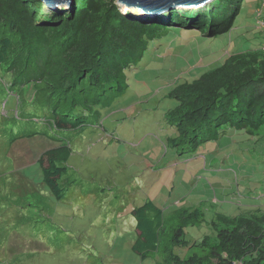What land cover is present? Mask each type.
<instances>
[{
	"label": "trees",
	"instance_id": "trees-1",
	"mask_svg": "<svg viewBox=\"0 0 264 264\" xmlns=\"http://www.w3.org/2000/svg\"><path fill=\"white\" fill-rule=\"evenodd\" d=\"M245 2L212 0L191 10L135 16L122 13L116 0H73L69 8L55 11L41 0H0V78L5 86L11 81L33 89L29 97L19 94L15 108L6 110L11 114L0 113V146L43 134L55 141L37 153L38 183L26 177L18 185L0 174V191L11 195L6 199L12 228L32 220L17 212L18 203L46 210V193L57 200L65 196L68 187L61 177L77 135L66 132L89 126L105 130L102 109L126 90V71L138 64L150 42L167 35L189 37L195 31L213 41L219 35L244 39L221 62L198 75L195 69L194 77L176 81L163 94L162 99L175 100L163 112L170 129L164 146L179 159L193 158L203 153L204 143L228 129L256 135L258 145L264 137V35L247 36L241 18ZM260 8L258 3L255 21L264 24ZM258 26L256 31L264 32V25ZM23 102L28 111L19 110ZM6 159V150L1 151L7 169ZM199 204L166 206L147 197L130 211L136 227L131 249L153 264H264V192L248 193L235 205L225 203L227 209H238L233 214L214 209L208 218ZM1 237L4 242L6 233ZM11 255L0 250V264ZM14 262L13 257L9 264Z\"/></svg>",
	"mask_w": 264,
	"mask_h": 264
},
{
	"label": "rangeland",
	"instance_id": "rangeland-1",
	"mask_svg": "<svg viewBox=\"0 0 264 264\" xmlns=\"http://www.w3.org/2000/svg\"><path fill=\"white\" fill-rule=\"evenodd\" d=\"M263 1L247 0L243 5L242 26L249 38L252 33L256 38L264 35L256 31L259 24H264L255 21L258 3V14L264 15ZM56 9H64V5L51 10ZM191 34L167 35L149 43L138 64L126 71L128 86L124 93L102 109L105 130L89 126L82 132H66L77 135L66 161L67 171L61 177L68 187L64 197L57 200L46 193V210H38L28 201L25 205L18 203L17 212L29 214L32 220L12 228L14 217L6 199L11 195L0 191V242L2 232L6 233L0 250L12 253L2 264H9L13 257L14 264H153L130 247L136 237L130 211L147 197L166 206L177 205L179 200L186 205L200 202L209 218L214 209L236 213L235 206L227 209L225 203L233 201L235 205L248 193L264 192V137L256 145V135L228 129L219 139L203 147L201 144L203 153L187 159L184 155L179 159L172 148L164 146V136L170 129L165 126L163 112L175 100L162 99L163 94L176 81L194 77L195 69L198 75L221 62L244 39L243 35H219L213 41L195 31ZM11 83L5 86L0 78V113L11 114L6 110L15 108L19 94H32L30 84L23 89ZM19 110L28 111L25 102ZM54 142L43 134L20 137L8 147L0 146V152L6 150L10 165L4 170L2 160L0 174L18 185L26 177L38 183L41 174L37 153ZM174 250L184 253L179 247Z\"/></svg>",
	"mask_w": 264,
	"mask_h": 264
},
{
	"label": "water",
	"instance_id": "water-1",
	"mask_svg": "<svg viewBox=\"0 0 264 264\" xmlns=\"http://www.w3.org/2000/svg\"><path fill=\"white\" fill-rule=\"evenodd\" d=\"M53 9L61 5H69L73 0H41ZM122 13L129 12L135 16H153L164 13L172 8H183L189 10L197 6H203L212 0H116ZM130 6L136 8L134 12ZM129 8V9H128Z\"/></svg>",
	"mask_w": 264,
	"mask_h": 264
},
{
	"label": "bare ground",
	"instance_id": "bare-ground-1",
	"mask_svg": "<svg viewBox=\"0 0 264 264\" xmlns=\"http://www.w3.org/2000/svg\"><path fill=\"white\" fill-rule=\"evenodd\" d=\"M70 4H71V3H70ZM70 4H69V5H64V8H69V7H70ZM65 6H66V7H65ZM131 8L136 9V8L130 6V10H131Z\"/></svg>",
	"mask_w": 264,
	"mask_h": 264
},
{
	"label": "clouds",
	"instance_id": "clouds-1",
	"mask_svg": "<svg viewBox=\"0 0 264 264\" xmlns=\"http://www.w3.org/2000/svg\"><path fill=\"white\" fill-rule=\"evenodd\" d=\"M44 4V3H43ZM45 6V5H44ZM169 11V10H168ZM163 13V12H162ZM162 13H158V14H155V15H153V16H157V15H161ZM133 14V13H132ZM179 204H180V200H179ZM179 204H177V205H179ZM175 205H176V202H175ZM176 205V206H177Z\"/></svg>",
	"mask_w": 264,
	"mask_h": 264
}]
</instances>
